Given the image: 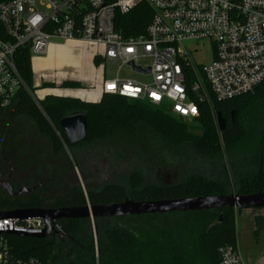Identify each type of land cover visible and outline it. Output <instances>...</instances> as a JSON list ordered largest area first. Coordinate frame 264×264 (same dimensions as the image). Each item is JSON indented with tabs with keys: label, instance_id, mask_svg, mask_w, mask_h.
Listing matches in <instances>:
<instances>
[{
	"label": "trees",
	"instance_id": "16d2710c",
	"mask_svg": "<svg viewBox=\"0 0 264 264\" xmlns=\"http://www.w3.org/2000/svg\"><path fill=\"white\" fill-rule=\"evenodd\" d=\"M152 13L146 2H138L128 12L116 13L115 29L124 38L143 35ZM31 57L29 48L21 47L15 61L26 86L34 89ZM94 59L99 60L98 55ZM47 85L51 84L43 86ZM74 85L78 82L61 84ZM193 98L198 114L185 119L165 103L154 105L104 93L98 101L48 93L40 100V109L27 90L19 89L11 105L0 108L2 127L5 121L27 118L56 149L62 142L72 145L59 120L84 111L86 139L70 147L107 142L133 157L139 169L154 171L156 179L142 186L143 173L136 169L129 173L128 187L110 182L98 189L88 186L84 193L79 184H73L60 194L26 199L0 191V211L104 204L126 196L142 201L264 191V79L254 91L232 99L217 100L211 94L203 101L197 95ZM217 111L226 119L222 131L217 128ZM225 155L230 168L222 167V181L204 170L190 169L193 162L222 163ZM234 209L94 218L95 234L90 219L66 218L60 222L64 239L51 233L44 237L11 234L7 242L15 255L34 256L50 264H219V248L236 242ZM254 220L257 227L264 226L263 216Z\"/></svg>",
	"mask_w": 264,
	"mask_h": 264
},
{
	"label": "built area",
	"instance_id": "2783aa9c",
	"mask_svg": "<svg viewBox=\"0 0 264 264\" xmlns=\"http://www.w3.org/2000/svg\"><path fill=\"white\" fill-rule=\"evenodd\" d=\"M141 1L153 10L145 33L124 38L115 15ZM71 39L104 46L102 61L114 65L116 75L104 79L102 93L165 103L185 119L198 114L194 95L200 101L208 94L232 99L264 79V0H0V108H8L19 89L29 92L16 66L17 50L27 47L31 56H42L52 40ZM199 39L212 41L214 56L194 66L182 43ZM130 63L148 68L143 74L150 81L120 78ZM44 227L41 218L0 217V264H50L15 255L7 242L11 234L36 236ZM218 251L219 264H246L235 246Z\"/></svg>",
	"mask_w": 264,
	"mask_h": 264
},
{
	"label": "rangeland",
	"instance_id": "374dc122",
	"mask_svg": "<svg viewBox=\"0 0 264 264\" xmlns=\"http://www.w3.org/2000/svg\"><path fill=\"white\" fill-rule=\"evenodd\" d=\"M52 41L54 42L49 45L44 55L31 57L35 84L32 85L34 89L27 87L33 103L41 109L40 100L44 97L41 95L49 92L98 101L102 96L104 79H111L116 75L114 65L94 59L96 54H104V46L80 39L67 40L65 43ZM182 44L194 66L206 65L212 61L214 46L211 40H185ZM119 77L140 83L151 79L149 75L133 71L130 66H124L119 72ZM68 80L77 81L78 85H58ZM200 82L203 87L206 86L202 77ZM46 83L51 85L43 86ZM20 119L14 123L5 121L3 127L0 123V133L2 132L0 166L4 167L2 170H7L1 154L6 157L12 153L16 158L17 174L24 176L26 183L37 184L31 191L24 193L23 198L63 193L73 184H79L84 193L88 186L98 189L110 182L128 187L129 173L136 169L143 173L142 186L156 179L154 171H149L145 167L139 169L134 164L133 157H126L116 149V146L107 142L96 141L76 147H70L72 146L70 144L67 146L62 142L60 148L53 149L30 120ZM105 159L110 168L106 180L101 178L105 172L99 168V164ZM223 166L230 168V161L226 155L222 163L193 162L190 169L204 170L212 179L218 178L222 181ZM256 216L264 217V207L234 209L236 224L234 246L246 264H264V226L257 227L254 220ZM51 234L64 239V236L61 237L57 232Z\"/></svg>",
	"mask_w": 264,
	"mask_h": 264
},
{
	"label": "water",
	"instance_id": "95a60500",
	"mask_svg": "<svg viewBox=\"0 0 264 264\" xmlns=\"http://www.w3.org/2000/svg\"><path fill=\"white\" fill-rule=\"evenodd\" d=\"M26 46V45H25ZM133 71L148 73L149 69H142L130 63ZM216 124L219 131L226 127V119L220 111L215 113ZM59 126L72 145L82 142L87 136V116L84 111H74L63 116L59 120ZM3 191L11 194V185L7 178L0 181ZM32 188L27 189L31 191ZM264 207V191L258 190L250 194H220L210 196L165 198L156 200H133L129 197L120 202H110L104 204L91 205L87 203L83 206L61 207L57 209L24 208L11 211L0 212V217H12L19 220L25 218H41L44 221V229L36 237L47 236L51 232L64 233L58 220L63 218L82 219L88 218L92 222L94 234L96 227L94 218L116 217L139 214L167 213L174 211L209 210L213 208H235L249 209Z\"/></svg>",
	"mask_w": 264,
	"mask_h": 264
},
{
	"label": "flooded vegetation",
	"instance_id": "af4514ba",
	"mask_svg": "<svg viewBox=\"0 0 264 264\" xmlns=\"http://www.w3.org/2000/svg\"><path fill=\"white\" fill-rule=\"evenodd\" d=\"M1 156H2L4 163H5L4 166H7V170H2L4 167L0 166V181L7 178L8 183L11 185V192L12 193L9 194L10 196L15 197V198L26 199V198L22 197L23 194L29 192V191H27V189H29V188L33 189L34 187L37 186V184H35V182L34 183H26L25 177L21 176L19 173L17 174L18 167H17V163L15 161L16 158L13 157L12 153H10L9 156H6V157H4L3 154H1ZM110 158L108 159L109 164L111 161ZM99 168L101 171L105 172V175L103 174L101 178H103L105 180L108 179L110 168H109V165H108L106 159L103 160L102 164H99ZM0 191L5 192L1 189V187H0ZM58 194H60V193H58ZM46 196H49V195H46ZM40 209H42V208H40ZM51 209H57V208H51ZM63 219H66V218H63ZM61 220L62 219L57 221L59 225H61L60 224ZM58 234L61 237L65 236L64 233L63 234L58 233Z\"/></svg>",
	"mask_w": 264,
	"mask_h": 264
},
{
	"label": "crops",
	"instance_id": "0c3cea01",
	"mask_svg": "<svg viewBox=\"0 0 264 264\" xmlns=\"http://www.w3.org/2000/svg\"><path fill=\"white\" fill-rule=\"evenodd\" d=\"M56 41H58V42H56V43H65L66 41H62V40H56ZM52 42H54V41H51L50 43H49V45L52 43ZM49 45H48V48H49ZM48 48H47V50H48ZM96 55H98V57H99V61H102V55H100V54H96ZM95 55V56H96ZM103 62V61H102ZM33 83H34V81H33ZM35 84V83H34ZM58 85H61V84H58ZM57 85V86H58ZM49 90H52V91H54L53 89H49ZM49 93H52V92H49ZM46 94H48V93H44V94H42L41 96H45ZM53 94H58V93H53ZM58 95H60V94H58ZM84 100V99H83ZM90 99H87V101H89Z\"/></svg>",
	"mask_w": 264,
	"mask_h": 264
}]
</instances>
